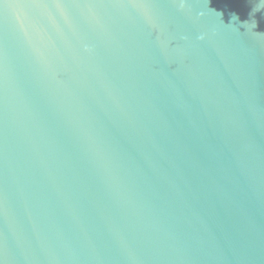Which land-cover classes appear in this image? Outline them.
I'll list each match as a JSON object with an SVG mask.
<instances>
[{
  "label": "water",
  "instance_id": "95a60500",
  "mask_svg": "<svg viewBox=\"0 0 264 264\" xmlns=\"http://www.w3.org/2000/svg\"><path fill=\"white\" fill-rule=\"evenodd\" d=\"M0 264H264V0H0Z\"/></svg>",
  "mask_w": 264,
  "mask_h": 264
}]
</instances>
